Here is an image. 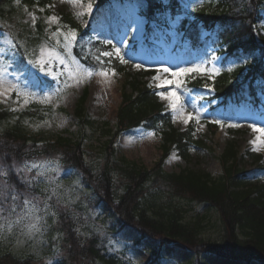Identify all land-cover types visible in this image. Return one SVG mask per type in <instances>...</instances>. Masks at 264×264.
I'll list each match as a JSON object with an SVG mask.
<instances>
[{"label": "rangeland", "instance_id": "rangeland-1", "mask_svg": "<svg viewBox=\"0 0 264 264\" xmlns=\"http://www.w3.org/2000/svg\"><path fill=\"white\" fill-rule=\"evenodd\" d=\"M101 0H52L48 5L27 4L22 0H14L12 3L0 8V66L5 72L12 76V82L18 84L21 89L35 93L36 96L30 98L28 104L24 103L22 96L18 97L13 92L5 93L0 96V111H8L11 115L0 122V129H6L16 123H21L26 127L27 131L36 136H46L49 139H55L58 136L71 137L75 140L82 139L84 147L88 153L89 161L93 163L102 162L103 142L108 136L103 135L108 121L109 127H113L117 123V112L122 102V94L129 86L127 81L129 75L141 72H149L144 79L148 81L151 87L160 91L169 90V86L164 88L158 87L159 81L154 77L159 76L161 80L172 79L170 73H164L163 67H168L175 71L179 68L192 67L201 62H207L212 57H218L215 67L220 71L218 74H190L182 77L184 84L179 89L184 97L188 112H194L191 107L196 105L200 110V121L197 124V134L201 137L209 136L212 138L216 151L213 155L208 153L203 155L197 150L192 152L190 159H183L179 153L174 150L165 162V169L168 172L181 171L186 167L210 172L215 177L222 174V166L217 157H219L228 141L237 142L240 151L244 156V164L246 171L251 179L264 182V145H256L251 143L259 133L253 131L250 125L258 128H264V93H258L256 101L252 97L243 100L240 103L232 102L229 104L219 103L218 100L210 101L208 97L214 95L212 85L194 89L189 86L190 79L195 77L210 76L211 79L219 75L225 65V55L220 52V46L215 41V35L211 36L210 31H202V40L205 45L201 48H193L182 45V37L184 35L183 26L186 14L192 21L194 16L192 12L197 6L204 5L208 0H180L186 9V14H176L173 16L169 10L162 11L157 22H149L142 15L137 3L133 0L114 1L101 4ZM164 4H168L170 0H162ZM92 3L93 9L91 14L85 12L84 6ZM83 13L82 15H77ZM33 15L35 21H33ZM65 15H70L78 24L88 30L85 34L86 42L92 46L94 42L103 39L112 40L113 44L121 48L124 58L128 60L124 72H120L117 68L119 59L115 56L108 58L103 57L104 51H112L111 45L103 50L101 57L105 58V66L100 68H92L85 65L76 55L75 49L78 43H82L80 32L74 26H71L65 20ZM55 16L56 21L49 18ZM264 16V10H263ZM150 25V26H149ZM138 27V31L132 32V28ZM59 29L62 33L69 30H75L78 34L77 43L72 47V57H68L64 51L63 36L54 37L52 34ZM258 37L261 40L264 36V19L258 25ZM99 36V39L96 37ZM59 39L61 44L57 45L56 40ZM127 39V47L123 46L122 41ZM9 41H12L10 44ZM15 45V47H13ZM41 46L55 48L61 52L66 58H75L79 63L93 72L91 77H83L77 83L68 76L69 67L56 62L49 65L46 69L51 71L52 75H46L45 72L39 71L36 67L28 63L29 59L38 57ZM98 53L94 48H90L88 52ZM31 54V55H30ZM141 64V68H136L135 64ZM241 63V60L235 58L228 62V67H234ZM122 64V63H120ZM72 65L71 67H74ZM206 67L211 68V63H206ZM114 69L115 75H109L107 80L117 84V88L121 92V99L118 106L114 105V101L100 88L101 81L98 71L101 69ZM112 79V81H111ZM67 85V86H66ZM61 89L59 97L53 96L51 103H41V97L45 93ZM88 91V97L85 103L87 115L99 122L98 127L92 128L83 126L79 123L76 115V107L79 100ZM160 97V96H159ZM160 100L165 105L167 112L170 113L175 125L184 130L196 121H190L185 125L180 119H174V114L168 106V101ZM114 105V106H113ZM206 109V110H205ZM27 112H35L33 115ZM27 113V114H26ZM44 116V117H43ZM220 120L224 126L221 127L214 121ZM216 124L217 131L214 136L209 135L208 124ZM229 125H239L238 127H230ZM211 126L214 129L215 126ZM154 139L156 150L149 154L148 150L142 149L143 142L149 138ZM118 156L127 157L131 161H135L147 167H153L162 157V138L158 131L147 129L144 126L125 131L116 143ZM248 152H254L263 155L261 162L256 163L246 156ZM29 164L45 165L39 171L45 172L46 176L55 182L51 185L45 183V176L38 175L37 169L31 171L17 173L16 169L24 164L14 168V173L20 179L23 176L27 180L33 181L31 186L26 184L25 188L19 189L17 184L12 182L8 174L9 182L15 186L17 191L23 192L29 196L39 198L41 208L44 202L51 205L50 213L55 215L44 216L46 223L40 232L29 233L24 224H11L9 221L15 220L14 215L9 214V205L11 201H5L0 212V248L5 251H12L19 256H32L39 264H60L64 258L63 240L59 231V215L61 209H68L74 215L78 233L83 236H90L95 232L101 234H110V229L115 226L121 227L122 223L118 222L117 217H111L113 211L108 204L102 205L100 208L94 206L95 195L88 185L83 182L80 173L66 168L59 159L40 158L35 161L27 162ZM120 177V176H119ZM117 178V182L121 178ZM21 180V179H20ZM59 184L60 187H56ZM120 184V183H119ZM117 189H119L118 184ZM45 188H56L57 196H53L51 191H43ZM51 196V199L48 197ZM69 199L71 203H69ZM23 197L18 202L16 213L23 211ZM178 203H185L188 211L185 216L186 221L204 219V228L200 231L201 239L204 240H220L223 237L222 224L219 221L217 210L209 208L205 204H194L193 207L187 206L186 201L179 200ZM203 220V221H204ZM112 235V234H111ZM125 234H122V236ZM173 241V240H172ZM170 240L166 241L163 259L161 264H235L232 260L216 254L197 253V250H188V248H180L183 251L181 257H177L175 250H178L175 243ZM110 245L115 251L127 252V256L132 258L138 264L151 262L154 258L152 253L144 250L142 246L134 244L133 241H125L124 239H113ZM149 245H155V241H146ZM157 244V243H156ZM195 246V245H193ZM195 249V248H194ZM197 253V255H196ZM240 264H247L241 262ZM249 264H262L257 260L251 261Z\"/></svg>", "mask_w": 264, "mask_h": 264}, {"label": "trees", "instance_id": "trees-1", "mask_svg": "<svg viewBox=\"0 0 264 264\" xmlns=\"http://www.w3.org/2000/svg\"><path fill=\"white\" fill-rule=\"evenodd\" d=\"M13 1L0 0V8ZM22 1L46 6L52 0ZM112 1L100 2L105 4ZM133 1L151 22H157L165 10L171 11L173 16L186 14L180 0H170L168 4L162 0ZM263 10L264 0H208L190 12L194 16L192 21L186 14L183 44L201 48L205 45L202 31H210L208 38L211 40L215 35L220 52L225 55V65L219 75L212 79L210 76L190 79L191 88L197 89L208 83L214 89V95L208 99L224 104L240 103L249 97L256 101L258 93H264V36L260 40L257 31L264 19ZM65 20L80 32L82 43H78L75 52L82 62L94 69L105 66L101 53L108 46L99 41L91 46L85 41L88 30L70 15H65ZM90 48L98 53L88 52ZM97 56L102 63L96 59ZM235 58L240 59L241 63L228 67V62ZM117 68L120 72L126 70L120 63ZM147 73L129 75V91L122 94L117 123L110 128L107 121L103 131L108 139L102 144L101 163L89 161L81 138L75 140L58 136L49 139L43 135H32L21 123L0 129V166L8 170L11 181L19 189L25 188L26 184L15 175L14 168L40 158L59 159L66 168L80 173L83 182L94 192V206L100 208L108 204L113 211L111 217H117L118 222L122 223L119 228H116L117 224L113 226L110 234L95 232L83 236L78 233V225L71 211L61 209L59 231L65 256L60 264H138L127 256L125 250L115 251L110 245L113 239L133 241L151 252L154 259L144 264H161L165 259L162 252L168 240L175 243L178 258L183 254L179 252L183 251L180 248H198L197 253L202 251L223 256L235 264H249L253 260L264 264V182L249 177L243 162L245 155L234 140L228 141L223 153L217 157L223 171L218 177L190 167L177 172L166 171L165 162L174 150L188 160L194 150L203 155H213L216 148L211 137L197 134L196 122L184 130L175 125L157 90L144 79ZM87 97L88 91H85L75 112L81 125L95 128L99 122L86 113ZM27 113L33 115L35 112ZM10 115L8 111H0V122ZM210 125L215 128L211 129ZM141 126L158 131L162 138V157L153 167L120 157L117 153L118 138L125 131ZM208 127L209 135L214 136L218 126L211 123ZM246 156L256 163L263 159V155L254 152H248ZM118 177L121 178L120 184ZM179 200H185L190 207L203 203L217 210L223 228L222 239H201L200 231L204 228L205 220L186 221L188 208L185 203H178ZM146 241L157 244L149 245ZM0 264L39 263L32 256H19L0 248Z\"/></svg>", "mask_w": 264, "mask_h": 264}, {"label": "snow or ice", "instance_id": "snow-or-ice-1", "mask_svg": "<svg viewBox=\"0 0 264 264\" xmlns=\"http://www.w3.org/2000/svg\"><path fill=\"white\" fill-rule=\"evenodd\" d=\"M85 12L88 14H91L93 5L92 3H88L86 6H84ZM83 13H78L77 15H82ZM51 21H56L57 17L52 16L49 18ZM33 21H35V16L33 15ZM138 27L132 28V32L138 31ZM54 37H60L63 36V44L62 47L64 51L67 53L68 57H72V47L77 43V37L78 34L75 30H69L67 32H61L59 29H57L56 32L52 34ZM91 37L89 38V42L91 41ZM96 39H99V36L96 37ZM102 44L111 45L112 51H104L102 53L103 57L111 58L115 56L119 59L120 63L127 64L128 60L124 58V54L121 51L120 47H117L115 44H113L112 40L110 39H103L100 41ZM11 44L12 41H9ZM123 46L127 47V39L122 41ZM56 44L60 45L61 42L59 39L56 40ZM15 47V45H13ZM31 55V54H30ZM96 59L100 61V57L97 56ZM218 57H212L210 61L207 62H201L199 64H196L192 67H184L179 68L175 71L171 70L168 67H163L164 73H170L172 79H164L161 80L159 76L154 77V80L159 81L158 87L164 88L166 85L169 86V90L167 91H160L158 95L161 99L168 101V106L171 108L172 113L174 114V119H180L185 125H187L190 121L195 120L197 124H199L200 121V110L196 107L195 104H193L191 107L193 108L195 114L193 112H188L186 104L184 103V97L181 95L179 89L184 84V80L182 77L189 76L190 74H209V75H215L219 73V69L215 67V61L218 60ZM56 62H59L61 65H64L66 67H69L68 76L70 79H74L77 83H79L80 79L83 77H91L93 75V72L89 70L88 68L82 66L79 61H77L75 58H66L61 52L56 51L55 48H49L45 46H41L39 49V55L38 57H34L29 59L28 63L32 66L36 67L39 71L45 72L46 75H52L51 71H47L49 65H54ZM102 63V61H100ZM206 63H211L212 67L208 68L206 67ZM72 65H75L74 67H71ZM136 68H141V64H135ZM231 71V68L229 69ZM98 75L102 77H108L110 74L115 75L114 69H104L101 68L98 73ZM6 72L2 66H0V96L5 95V93L9 92H15L18 97L22 96L24 98V103L28 104L30 102V98L33 96H36L37 94L31 93L28 91H25L21 89V87L16 83L7 82L6 79ZM6 85V86H5ZM67 86V85H66ZM61 94V89H55L52 92L45 93L41 97V103H51L53 96L59 97ZM206 110V109H205ZM216 124H219L221 127L224 126L223 122L220 120L214 121ZM230 127H238L239 125H229ZM252 127L253 131L256 133H259L260 135H257V137L251 141L253 145H256V150L259 151L258 145H264V128H258L255 125H250ZM45 165H36L35 163L29 164L25 163L22 167L17 168L16 172L22 173L31 171L32 169H37L38 175L45 176V183L51 185L55 181L53 179H50L46 176L45 172L39 171V169L44 168ZM21 181L29 186L33 183L31 180L25 179L23 176L20 177ZM56 187H60L59 184L56 185ZM51 191L53 196H57L56 188H45L43 191L48 192ZM21 197H23L22 204H23V211L21 213H16L15 209L18 206V202L21 200ZM48 199H51V196L48 197ZM57 199L59 200L60 197L57 196ZM11 201V204L9 205V214L14 215L16 218L15 220L9 221V226L11 224H24L25 227H27L28 232L34 233V232H40L41 228L44 226L46 221L44 220V216H47L49 214L55 215V212L50 213L51 205L47 202V200L44 202L43 207L41 208L39 203V198L34 196H29L23 192L17 191L14 185H12L9 182L8 178V170L5 169L3 166H0V212L4 210L3 205L5 201ZM71 203V200L68 201ZM43 212L44 216L40 215V213ZM51 264V262H49Z\"/></svg>", "mask_w": 264, "mask_h": 264}, {"label": "bare ground", "instance_id": "bare-ground-1", "mask_svg": "<svg viewBox=\"0 0 264 264\" xmlns=\"http://www.w3.org/2000/svg\"><path fill=\"white\" fill-rule=\"evenodd\" d=\"M101 81L99 83L100 88L114 101V105L118 106L121 99V92L117 88V82L107 80L106 77L99 76ZM7 82H12V76L7 72L5 77ZM117 83L116 85L113 83ZM6 86V85H5ZM113 105V106H114ZM142 149L148 150L149 154L156 150V144L154 143L153 138H149L147 141L143 142Z\"/></svg>", "mask_w": 264, "mask_h": 264}]
</instances>
